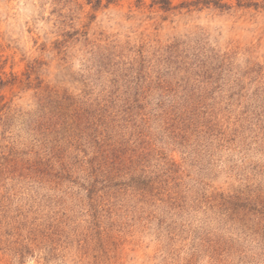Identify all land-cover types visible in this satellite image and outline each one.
Returning <instances> with one entry per match:
<instances>
[{
    "label": "rangeland",
    "instance_id": "rangeland-1",
    "mask_svg": "<svg viewBox=\"0 0 264 264\" xmlns=\"http://www.w3.org/2000/svg\"><path fill=\"white\" fill-rule=\"evenodd\" d=\"M195 1L0 0V264H264V6Z\"/></svg>",
    "mask_w": 264,
    "mask_h": 264
},
{
    "label": "trees",
    "instance_id": "trees-1",
    "mask_svg": "<svg viewBox=\"0 0 264 264\" xmlns=\"http://www.w3.org/2000/svg\"><path fill=\"white\" fill-rule=\"evenodd\" d=\"M194 5H214L215 7L218 8H224V7H228V5L226 3H222L221 0H196L194 3ZM237 5L238 6H245V7H249V6H254L256 8L258 7H263L264 6V0H259V1H252V0H237ZM4 83L1 81V85H3Z\"/></svg>",
    "mask_w": 264,
    "mask_h": 264
}]
</instances>
